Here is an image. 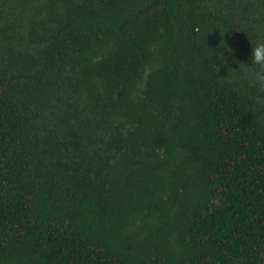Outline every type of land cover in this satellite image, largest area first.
<instances>
[{"label": "trees", "instance_id": "1", "mask_svg": "<svg viewBox=\"0 0 264 264\" xmlns=\"http://www.w3.org/2000/svg\"><path fill=\"white\" fill-rule=\"evenodd\" d=\"M257 42L264 0H0V264H264Z\"/></svg>", "mask_w": 264, "mask_h": 264}, {"label": "clouds", "instance_id": "2", "mask_svg": "<svg viewBox=\"0 0 264 264\" xmlns=\"http://www.w3.org/2000/svg\"><path fill=\"white\" fill-rule=\"evenodd\" d=\"M227 51L231 53L232 50L227 49ZM220 57L222 58V54H220ZM223 66L224 64L222 63L221 67ZM239 68H243L249 74L254 86L264 91V42L251 44L249 63L240 64ZM215 70L218 72L219 68L215 67Z\"/></svg>", "mask_w": 264, "mask_h": 264}]
</instances>
